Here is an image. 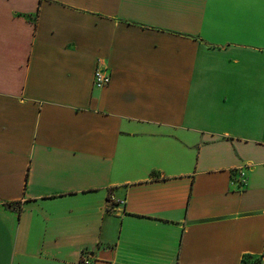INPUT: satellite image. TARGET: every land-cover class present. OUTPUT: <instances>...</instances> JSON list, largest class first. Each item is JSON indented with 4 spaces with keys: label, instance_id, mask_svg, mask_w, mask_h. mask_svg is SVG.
<instances>
[{
    "label": "crops",
    "instance_id": "1",
    "mask_svg": "<svg viewBox=\"0 0 264 264\" xmlns=\"http://www.w3.org/2000/svg\"><path fill=\"white\" fill-rule=\"evenodd\" d=\"M83 253L264 264V0H0V264Z\"/></svg>",
    "mask_w": 264,
    "mask_h": 264
},
{
    "label": "built area",
    "instance_id": "2",
    "mask_svg": "<svg viewBox=\"0 0 264 264\" xmlns=\"http://www.w3.org/2000/svg\"><path fill=\"white\" fill-rule=\"evenodd\" d=\"M108 65L103 62L100 61L98 66L95 69L94 72V81H93V85L97 90H102L105 87H107L110 82H112V75L109 72V69L107 67ZM240 174V178L242 183L245 182V174L242 172H234V174ZM74 264V263H73ZM76 264H93L92 260L90 258V255L87 253H83L80 258L79 261Z\"/></svg>",
    "mask_w": 264,
    "mask_h": 264
},
{
    "label": "trees",
    "instance_id": "3",
    "mask_svg": "<svg viewBox=\"0 0 264 264\" xmlns=\"http://www.w3.org/2000/svg\"><path fill=\"white\" fill-rule=\"evenodd\" d=\"M263 262L262 257H256L250 254H247L243 257L241 264H261Z\"/></svg>",
    "mask_w": 264,
    "mask_h": 264
}]
</instances>
